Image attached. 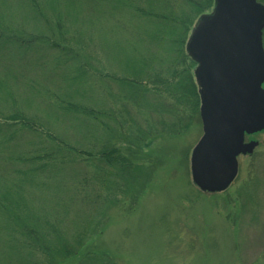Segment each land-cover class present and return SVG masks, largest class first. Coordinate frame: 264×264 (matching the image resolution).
<instances>
[{"label": "rangeland", "instance_id": "1", "mask_svg": "<svg viewBox=\"0 0 264 264\" xmlns=\"http://www.w3.org/2000/svg\"><path fill=\"white\" fill-rule=\"evenodd\" d=\"M185 1L187 0H166L164 3L167 7H171L172 15L177 20L183 14H188L187 17L190 18L189 26L192 25L188 27L189 31L182 40L185 65L177 70L190 69L189 73L193 80V70L196 65L186 54V44L201 14L207 16L212 14L213 0H201L202 5L207 4L205 10L201 5L202 9L194 14L184 4ZM62 2L59 8L65 10L69 17L75 19L78 15L84 18L95 45L101 43L100 52L108 61L116 59L121 66L123 60L127 65V62L130 63L132 60L139 61V58L144 55L145 25L138 19L116 24L108 18L112 14L114 17L117 15L118 0L102 2L100 0H62ZM257 2L264 7V0H257ZM164 3L160 2V4ZM52 6L57 11V5L52 4ZM2 7L14 18V22H23L31 13L21 0H0V8ZM147 8L150 9L149 4H146L143 9ZM155 9L158 10V14L164 13L159 8ZM35 24L42 28L41 24L44 23ZM61 25L63 28L64 24ZM72 32L78 41L82 40L81 30L74 28ZM262 32L264 50V29ZM146 34L151 37L154 32L147 31ZM84 42L82 44L85 45ZM4 45L0 42V107L3 108V112L5 108L2 104L8 103L11 99L12 94L9 91L16 89L18 84L28 86L29 82L31 85L30 80L36 78L32 65L29 64L32 59L23 57L24 53L17 56L15 51L3 47ZM42 47L49 51H56L58 48L51 40L47 46ZM190 66L193 69L189 68ZM64 67L57 64L53 58L43 77L53 80L51 84L67 82L68 74L64 71ZM72 72L75 73L74 70ZM112 72L113 69L103 70L101 74L102 77H108L113 74ZM145 87L159 97H163L162 93L165 95L171 89V86L166 85ZM27 89L30 91L27 94L18 96L13 93L18 99L12 101V104L16 105L20 102L27 105L28 112L24 116L35 119L46 127V121H48L45 118L46 108H43L42 113L31 112L32 109L36 111L37 98L29 86ZM114 89H109L110 94L113 93L112 96L119 97L120 94ZM103 91L104 89L100 92L103 103L99 109L101 112L108 111L103 102L105 97ZM24 92H26L25 89L21 90V93ZM162 100L147 99L148 106L152 104L162 107ZM178 103L176 101L166 105L169 109L171 106L178 113L161 114L162 118L151 117L149 112L144 110L137 115L135 112L142 108L136 103L133 104L134 108L129 109L130 117L123 114L122 106L116 109V116L119 117H112L117 119L118 123L124 121L132 125L141 136L153 138L152 144L146 150L144 149L145 151L143 150L141 160L135 161V158L133 162L131 158L138 168L151 171L143 175L146 178L143 186L142 182L134 185L132 191L114 180L116 184L112 182L114 186L111 184V191L118 196L114 197L109 191L102 189L96 179L88 174L89 169L86 170V167L80 165H71L70 170L63 169L66 179L63 186L49 185L44 189L40 188V193L34 190L28 192L27 187L23 186L24 191L16 194L15 197L25 198L26 201L36 204L39 211L63 213L62 219L56 218L51 223V226L57 225L58 230L55 232L63 235L62 237L55 235L53 240L55 243L66 242L74 246L71 237L75 235V229L81 230L80 228L84 227V232L89 230L88 240L84 243L79 256L85 252L107 255L117 264H264V134L253 139L259 143L253 155L238 160V176L230 188L217 195L202 194L194 187L190 173L191 153L202 136L200 105L197 113L189 117L190 109L187 107L189 105L181 107L179 106L182 105L181 102ZM35 115L37 117H34ZM175 121L178 123L176 126L179 127L169 133L167 127L169 124L171 127ZM108 124L110 129L106 132L103 130H98L101 133L95 130L86 132L84 136L86 143H91L90 146L93 147L114 144V147L121 150L122 156L128 159L130 155L135 157L134 151H128L132 150L129 141L120 135L116 137L115 132L111 133L116 129L115 123L112 121ZM128 125L120 123L119 128L130 129ZM12 131L17 134L0 130V151L6 143L18 148L21 141L26 142L25 145L33 144L28 143L33 141L28 133H21L22 130L19 129ZM70 136L68 137L72 141ZM31 147H35V142ZM79 147L87 148L84 144H80ZM4 161L6 160H1L0 168L9 166L3 163ZM6 171L17 172L13 166L8 167ZM107 173L113 174L109 170ZM70 196H72L71 199ZM22 203L25 201L23 200ZM6 213L7 211L0 209V219L4 218ZM3 250L0 247V254ZM76 260L61 264H77L78 258Z\"/></svg>", "mask_w": 264, "mask_h": 264}, {"label": "trees", "instance_id": "2", "mask_svg": "<svg viewBox=\"0 0 264 264\" xmlns=\"http://www.w3.org/2000/svg\"><path fill=\"white\" fill-rule=\"evenodd\" d=\"M21 1L31 12L23 22H14V18L3 7L0 8V42L5 44L3 47L15 51L17 56L24 53L23 57L32 59L29 64L32 65L36 78H32L30 80L32 83L29 85L28 82V86L35 93L37 100L36 111L30 107L31 112L42 113L45 107L46 117H44L48 121L45 127L37 120L24 116L28 112L27 105L20 102L16 105L12 104V101L18 99L13 93L19 96L30 92L27 85L18 84L16 89L9 91L12 95L8 103L2 104L5 108L4 112L0 107L2 117L0 130L13 134L17 133L12 130H22L21 133H28L33 140L28 143L35 142L33 148L31 147L33 144L25 145L24 141H21L20 148L6 143L2 145L0 151V162L6 160L3 163L9 165L0 168V209L7 211L5 217L0 219V247L4 249L0 254V264H61L76 258H78L77 264H117L107 255L85 252L79 256L84 243L88 240L87 233H90L89 230L84 232V227L80 228L81 230L75 229V235L71 237L75 247L66 242L55 243L54 236L63 235L57 234L55 232L58 230L57 225L51 226V223L56 218L62 219L63 213L39 211L36 204L15 195L24 191L23 186L27 187L28 192L34 190L36 193H40V188L44 189L49 185L63 186L66 181L63 169L70 170L71 165H80L86 167V170L89 169L88 174L96 179L102 189L109 191L114 197H118L111 191L114 180L132 191L134 185L142 182L143 186L146 180L143 175L151 171L147 169L143 171L133 162L137 159L141 160L153 138L141 136L132 125L124 121L120 123L128 125L130 129H120V123L112 117H119L116 116V109L120 106L123 108V114L130 117L129 109L134 108L133 104L136 103L142 108L135 112L137 115L144 110L149 112L151 117L162 118L161 114L178 113L171 106L170 109L166 106L176 101L181 102L182 105H179L181 107L189 105L187 106L190 109L189 117L197 113L199 97L189 73L190 69L177 70L185 65L182 40L192 25L189 26L190 18L187 17L188 14L181 15L179 20L174 18L171 7L168 8L164 3L166 0H118L117 15L114 17L112 14L108 16L109 19L116 24L138 19L145 25L144 55L139 61L135 59L130 63L127 62V65L123 60L120 66L116 59L108 61L102 55L101 43L95 45L84 18L77 15L73 19L65 10L59 8L63 3L62 0ZM161 1L164 4H160ZM200 1L187 0L184 4L194 14L202 9ZM52 4L57 5V11ZM146 4H149L151 10L143 9ZM206 5L205 3L202 5L203 10ZM155 8L163 10L164 13L158 14ZM37 22L44 23L41 24L42 28L36 26ZM74 28L82 31L81 41H78L72 32ZM147 31L154 34L148 37ZM50 40L58 46L56 51L44 50L45 48L42 47L47 46ZM83 42L86 44H82ZM53 58L57 64L65 66L68 83L65 81L55 85L51 84L53 80L43 77ZM189 68L193 69L191 66ZM109 69H113V74L102 77L103 70ZM73 70L75 73L72 72ZM164 85L171 86V89L170 93L169 91L165 95L162 93L163 97L153 94L155 92L145 87H164ZM110 88H115L114 90L120 94L119 97L112 96ZM23 89L26 92L21 93ZM102 89H104L103 93L105 89L108 91L103 97L108 109L105 112L99 110L103 106L100 97ZM146 97L149 101L165 99L162 100V107L152 104L148 106ZM112 121L116 129L111 133L115 132L116 137L120 135L128 140L132 147V150L128 151H134L135 157L128 155V159L122 156L123 153L119 148L114 147V144L93 147L84 140L86 132L90 130L108 131L110 129L108 122ZM170 125L167 127L169 133L179 127L176 126L178 125L176 121L171 127ZM68 136L73 140L71 141ZM79 140L81 142H78ZM80 144L86 145L87 148L79 147ZM10 166H13L17 172H7L6 169ZM107 170L112 171L113 174L107 173ZM117 188L116 186V190ZM23 200L25 203H22ZM65 235L68 237L67 234Z\"/></svg>", "mask_w": 264, "mask_h": 264}, {"label": "water", "instance_id": "3", "mask_svg": "<svg viewBox=\"0 0 264 264\" xmlns=\"http://www.w3.org/2000/svg\"><path fill=\"white\" fill-rule=\"evenodd\" d=\"M264 7L256 0H214L186 44L197 64L202 137L191 153L192 183L203 193L225 191L237 175V157L256 143L243 136L264 131Z\"/></svg>", "mask_w": 264, "mask_h": 264}, {"label": "flooded vegetation", "instance_id": "4", "mask_svg": "<svg viewBox=\"0 0 264 264\" xmlns=\"http://www.w3.org/2000/svg\"><path fill=\"white\" fill-rule=\"evenodd\" d=\"M258 135H260V134H258ZM258 135H247V136H245V138H244V142H245V143L252 142L253 139H254L256 136H258Z\"/></svg>", "mask_w": 264, "mask_h": 264}, {"label": "bare ground", "instance_id": "5", "mask_svg": "<svg viewBox=\"0 0 264 264\" xmlns=\"http://www.w3.org/2000/svg\"><path fill=\"white\" fill-rule=\"evenodd\" d=\"M148 142V141H147ZM152 144V142H150V144L149 145H151Z\"/></svg>", "mask_w": 264, "mask_h": 264}]
</instances>
